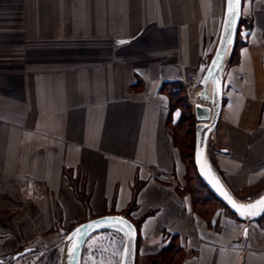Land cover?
<instances>
[{
	"label": "crops",
	"instance_id": "obj_1",
	"mask_svg": "<svg viewBox=\"0 0 264 264\" xmlns=\"http://www.w3.org/2000/svg\"><path fill=\"white\" fill-rule=\"evenodd\" d=\"M213 8L218 0H35L13 37L4 17L0 214L32 222L23 236L124 212L149 264H171L170 254L157 261L170 244L178 264H264V215L205 213L185 189L170 90L201 79L224 0L216 26ZM242 16L239 63L222 73L207 151L246 203L264 193V0H243Z\"/></svg>",
	"mask_w": 264,
	"mask_h": 264
},
{
	"label": "rangeland",
	"instance_id": "obj_2",
	"mask_svg": "<svg viewBox=\"0 0 264 264\" xmlns=\"http://www.w3.org/2000/svg\"><path fill=\"white\" fill-rule=\"evenodd\" d=\"M34 2L35 0H0V27L2 26L4 17L8 19L9 16V20L11 22L9 28L10 34L12 37L18 36L20 32L22 33V31H19V26L21 25L19 24V21L30 20V16H33ZM221 8L222 0H218V11L217 8H213V16L210 18V20H213V26H216L219 21ZM239 25L240 26L237 31L238 38L233 45L234 52L232 49L229 56L226 58L223 71L229 67H234L239 63L237 52L239 46L241 45L239 43L241 42L240 35L242 28L246 26V20L243 16L240 17ZM213 29L210 30L211 35L210 42L208 40V50L202 60L204 66L209 62V59L214 51V49L211 51L216 37V29ZM1 32L2 31L0 30V36L2 35ZM231 55L232 57L230 59ZM199 80L200 77H197L196 83L199 82ZM171 90L174 92V97L170 99L171 107L176 108L180 115V122L177 126L176 133L178 134L177 136L182 145L183 156L186 163V189L190 191L196 188L199 193H201V196H208L207 191L198 186L199 183L202 184V182L199 178H197V174L193 166V131L198 118L196 110L199 104H194V93L188 94L186 83L183 84L182 82H177L173 84ZM212 148L215 147L211 143L210 139L208 142V150ZM215 206L216 201H212L210 199L207 204L203 205L202 209L205 213H208V211ZM12 215L14 214H10L9 210L1 212L0 214V264H59L60 249L64 237L66 233L76 225L63 227L58 224L55 227L44 230L41 236L37 235L25 237L22 235L24 232L23 230L27 227L30 228L32 222L16 219L13 220L11 219V217H13ZM110 215L128 217L124 212H113ZM8 230L11 232V235H6ZM122 246L123 237L118 233L112 231L94 233L84 244L80 264H119ZM26 248H29L30 251L22 254V251ZM146 250H148L147 247H144L140 239H137L135 264H149L150 259L144 255ZM17 255L18 257H15ZM163 258L164 260L169 258V255H165ZM158 259L159 258H157V261L161 262Z\"/></svg>",
	"mask_w": 264,
	"mask_h": 264
},
{
	"label": "water",
	"instance_id": "obj_3",
	"mask_svg": "<svg viewBox=\"0 0 264 264\" xmlns=\"http://www.w3.org/2000/svg\"><path fill=\"white\" fill-rule=\"evenodd\" d=\"M242 0H233L230 4L229 0H224V11L222 22L220 25V31L217 43L215 45L212 56L207 63L204 72L202 74V83L199 99L207 101L211 107L210 117L208 121H198L194 125V147H193V166L197 177L206 187V189L212 194V196L220 202L225 208L232 213L236 219L240 221H255L264 215L261 212L255 216H241L236 209L232 207L229 200L225 198L226 193L238 205H250L258 201L261 197H264V193L255 198L252 201L243 203L237 201L224 187L218 175L214 171L210 160L208 158V140L210 134L215 129L221 112L223 101V68L226 58L229 56L235 43L238 25L241 17ZM215 61V63H214ZM210 83V95L206 91L207 84ZM199 150V163L197 158V152ZM123 221L127 222L132 229V237L129 238L125 233L128 229L124 226ZM96 222V223H94ZM92 225V227H86ZM76 229H80V233H76ZM112 231L120 234L123 237V246L119 259V264H135V252H136V228L132 222L127 218L117 215H102L92 219H88L71 229L64 237L63 243L60 249L59 264H80V258L82 253V247L86 239L97 232ZM71 238V239H70ZM74 250L70 253V249ZM125 247L128 251L125 255ZM30 251L26 248L22 251V254ZM15 257H18L15 256ZM1 262V260H0Z\"/></svg>",
	"mask_w": 264,
	"mask_h": 264
},
{
	"label": "trees",
	"instance_id": "obj_4",
	"mask_svg": "<svg viewBox=\"0 0 264 264\" xmlns=\"http://www.w3.org/2000/svg\"><path fill=\"white\" fill-rule=\"evenodd\" d=\"M233 52H234V49H233ZM233 52H232V55H233ZM232 55L230 56V59H231V57H232ZM170 96H171V98H173L174 97V92L172 91V90H170ZM170 98V99H171ZM180 119V118H179ZM179 122H180V120L178 121V124H179ZM178 124H177V126H178ZM198 178V177H197ZM200 188L202 187V188H204L206 191H207V193H208V196H201V193H199V191H198V189H192V190H190V191H188L187 189H186V186H185V189H186V191H188L190 194H191V197H192V200H193V202L195 203V205H198V206H202L203 207V205L204 204H207L208 202H209V200L211 199L212 201L214 200V201H216V206H220V207H222V208H224L228 213H230L229 212V210L227 209V208H225L220 202H218L212 195H211V193L206 189V187L204 186L203 187V185L202 184H200L199 183V185H198ZM231 214V213H230ZM233 217H235L233 214H231ZM135 226V225H134ZM71 229H73V228H71ZM70 229V230H71ZM69 230V231H70ZM178 248H177V246H174L173 244H170V246H168L167 247V250H164V252H161L158 256H157V258H159L158 260L159 261H163L164 260V253L167 255V254H170V262H171V264H175L176 262H177V260H175L176 258H177V255H178ZM162 259V260H161ZM176 264H178V263H176Z\"/></svg>",
	"mask_w": 264,
	"mask_h": 264
},
{
	"label": "snow or ice",
	"instance_id": "obj_5",
	"mask_svg": "<svg viewBox=\"0 0 264 264\" xmlns=\"http://www.w3.org/2000/svg\"><path fill=\"white\" fill-rule=\"evenodd\" d=\"M238 2V0H237ZM233 3V0H229V4H230V11H232L231 9V4ZM121 43H124V41H121ZM215 63V61H214ZM199 150L197 152V158H198V163H199ZM223 195H225V198L229 200V203L232 204V207L234 209H236V211L241 215V216H255L260 214L261 212H264V197H261L258 201L254 202L253 204L250 205H238L236 204L234 201L231 200L230 197L227 196L226 193H222ZM96 223V222H94ZM124 226L128 229V231L125 233L126 235L129 236V238L131 239L132 237V229L129 225H127L126 221H123ZM86 227H92V225H88ZM76 233H80V229H76L75 230ZM71 239V238H70ZM75 245H73V249H70V253L74 250ZM127 247H125V255L127 254Z\"/></svg>",
	"mask_w": 264,
	"mask_h": 264
},
{
	"label": "bare ground",
	"instance_id": "obj_6",
	"mask_svg": "<svg viewBox=\"0 0 264 264\" xmlns=\"http://www.w3.org/2000/svg\"><path fill=\"white\" fill-rule=\"evenodd\" d=\"M242 4H243V0H242ZM241 11H242V8H241ZM221 21V20H220ZM240 23V22H239ZM238 28H239V25H238ZM218 31H219V28H218ZM218 31H217V35H216V39H215V43H214V46H215V44H216V41H217V38H218ZM237 31H238V29H237ZM236 36H237V34H236ZM235 41H236V38H235ZM214 46H213V48H212V51H213V49H214ZM207 64V63H206ZM206 64H205V66H204V69H205V67H206ZM203 84L204 83H202V85L199 87V88H197L196 89V91H195V102L196 103H198L199 105H198V107H197V110H196V114H197V116H198V120L199 121H208V119H209V117H210V112H211V107H210V105H209V103L207 102V101H204V100H202V99H199V97H198V94L200 93V90H201V87L203 86ZM206 91H207V93L210 95V83H208L207 84V86H206ZM218 124V123H217ZM217 126V125H216ZM216 128V127H215ZM212 134V133H211ZM211 134H210V136H211ZM210 138V137H209ZM69 232V231H68ZM67 232V233H68ZM66 233V234H67ZM66 236V235H65ZM91 236V235H90ZM89 236V237H90ZM88 237V238H89ZM87 238V239H88ZM87 239H86V241H87ZM136 240H137V238H136ZM86 241L84 242V244L86 243ZM84 244H83V247H84ZM83 247H82V250H83Z\"/></svg>",
	"mask_w": 264,
	"mask_h": 264
},
{
	"label": "built area",
	"instance_id": "obj_7",
	"mask_svg": "<svg viewBox=\"0 0 264 264\" xmlns=\"http://www.w3.org/2000/svg\"><path fill=\"white\" fill-rule=\"evenodd\" d=\"M186 86H187V92L188 94H192L194 93V104H196L195 102V91L197 88H199L202 85V81L199 80V82L196 83V77L195 76H188L185 80ZM193 97V95H192ZM198 118L196 120V123L198 122Z\"/></svg>",
	"mask_w": 264,
	"mask_h": 264
}]
</instances>
